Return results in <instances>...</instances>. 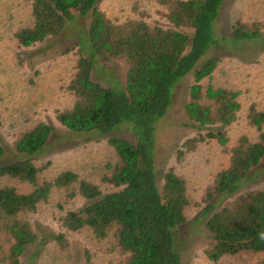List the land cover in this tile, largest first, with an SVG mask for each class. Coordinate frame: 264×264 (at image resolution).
Returning <instances> with one entry per match:
<instances>
[{
	"label": "trees",
	"instance_id": "1",
	"mask_svg": "<svg viewBox=\"0 0 264 264\" xmlns=\"http://www.w3.org/2000/svg\"><path fill=\"white\" fill-rule=\"evenodd\" d=\"M28 1L31 22L13 33L20 46L58 35L75 18L74 11L81 18L90 16L66 86L73 102L55 110L56 120L79 133L122 128L133 140L107 139L115 160L107 163L109 171L102 176L110 189L102 191L70 169L50 178L42 175L47 163L33 159L47 146L53 124L37 121L18 132L14 155L0 162V264H19L24 248L35 243L37 234L26 216L56 188L85 201L59 216L64 231L53 237L60 245L66 244V231L86 228L96 239L111 234L124 255L118 264H182L174 233L186 220V183L171 166L159 175L155 126L171 105L173 88L189 72L192 81L184 113L192 126L205 131L182 141L176 155L213 139L227 158L204 197L201 215L209 238L204 254L217 260L226 254L263 251L264 186L239 190L251 181V170L264 156V109L253 103L247 107L246 123L255 128L256 137L242 133L231 143L227 128L241 108L239 91L211 82L218 56L198 63L221 40L232 46L246 40L264 42V23L234 18L230 35L219 36L215 21L223 0H156L167 26L150 23L142 15L113 21L96 6L98 0ZM111 59L122 60L125 67V83L116 87L92 77L102 60ZM5 151L0 142V159Z\"/></svg>",
	"mask_w": 264,
	"mask_h": 264
},
{
	"label": "rangeland",
	"instance_id": "2",
	"mask_svg": "<svg viewBox=\"0 0 264 264\" xmlns=\"http://www.w3.org/2000/svg\"><path fill=\"white\" fill-rule=\"evenodd\" d=\"M96 6L113 21L142 15L150 23L168 25L162 16L163 8L156 0H98ZM74 17L64 24L58 35L31 46H20L13 33L17 27L31 22L30 3L28 0H0V142L6 150L0 162L14 155L12 144L18 132L37 121L49 122L54 130L48 144L33 159L36 164L47 163L42 175L50 178L70 169L79 178L108 191L110 185L102 176L109 171L107 163L115 160V154L107 139L118 136L132 141L131 134L122 128L98 134L72 132L55 118L56 109L68 107L73 102V95L66 86L75 70L81 33L90 21L89 14L81 18L74 11ZM234 18L264 23V0H223L216 15V33L229 36ZM211 55L219 57L211 82L239 91L241 108L237 119L227 128L230 142L233 143L242 133L255 138L257 131L246 123V112L251 103L264 109V42L246 40L232 46L229 41L221 40L198 64ZM92 77L104 85L109 83L116 87L119 82L124 84V63L118 59L102 60L93 70ZM191 81L192 73L189 72L175 85L171 105L155 126L159 175L171 166L186 183L189 199L185 208L186 220L174 233L181 262L264 264V250L226 254L217 260H211L204 254L209 241L205 217L201 215L204 197L215 173L226 166L227 158L213 139L200 141L181 156L176 155V148L182 141L196 132L205 131L192 126L184 113ZM251 175V181L239 191L264 186V156L251 170ZM83 203L85 201L79 195L68 197L64 189H53L49 199L26 216L37 239L24 248L19 264H118L124 255L113 243L111 234L96 239L83 228L66 231V244L63 246L54 240L53 235L64 231L58 223L59 216Z\"/></svg>",
	"mask_w": 264,
	"mask_h": 264
}]
</instances>
